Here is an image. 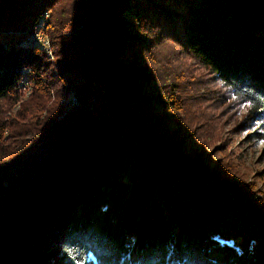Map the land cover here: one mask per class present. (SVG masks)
<instances>
[{"label":"trees","instance_id":"trees-1","mask_svg":"<svg viewBox=\"0 0 264 264\" xmlns=\"http://www.w3.org/2000/svg\"><path fill=\"white\" fill-rule=\"evenodd\" d=\"M61 2L0 0V101L44 85L51 65L32 41ZM67 23L74 59L54 66L82 82L78 103L30 163L0 167V264H264V207L139 129L133 110L166 102L129 61L173 40L264 125V0H74Z\"/></svg>","mask_w":264,"mask_h":264},{"label":"rangeland","instance_id":"rangeland-1","mask_svg":"<svg viewBox=\"0 0 264 264\" xmlns=\"http://www.w3.org/2000/svg\"><path fill=\"white\" fill-rule=\"evenodd\" d=\"M73 5L74 0H62L46 11L33 37L32 43L48 55L47 67L51 65L44 85L27 80L0 101V167L17 169L30 163L27 159L38 152L50 122L63 121L78 103L73 86L82 82L73 84L68 76L61 80L54 66L61 58L74 59L67 49L62 52L66 35L73 32L72 23H67ZM129 61L145 73L143 93L166 102L135 108L139 129L239 181L264 207V125L260 118L251 119L252 105L173 40L150 44ZM58 110L60 116L55 115Z\"/></svg>","mask_w":264,"mask_h":264}]
</instances>
